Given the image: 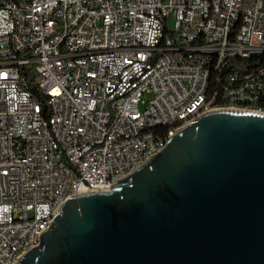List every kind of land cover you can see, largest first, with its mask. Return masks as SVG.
Listing matches in <instances>:
<instances>
[{
	"label": "built area",
	"instance_id": "built-area-1",
	"mask_svg": "<svg viewBox=\"0 0 264 264\" xmlns=\"http://www.w3.org/2000/svg\"><path fill=\"white\" fill-rule=\"evenodd\" d=\"M259 54L264 0H0V264L202 112L264 113Z\"/></svg>",
	"mask_w": 264,
	"mask_h": 264
},
{
	"label": "water",
	"instance_id": "water-1",
	"mask_svg": "<svg viewBox=\"0 0 264 264\" xmlns=\"http://www.w3.org/2000/svg\"><path fill=\"white\" fill-rule=\"evenodd\" d=\"M14 264H264V113L202 112L108 189L67 198Z\"/></svg>",
	"mask_w": 264,
	"mask_h": 264
},
{
	"label": "trees",
	"instance_id": "trees-1",
	"mask_svg": "<svg viewBox=\"0 0 264 264\" xmlns=\"http://www.w3.org/2000/svg\"><path fill=\"white\" fill-rule=\"evenodd\" d=\"M253 60L255 62H263L264 61V54H259V55L253 56Z\"/></svg>",
	"mask_w": 264,
	"mask_h": 264
}]
</instances>
